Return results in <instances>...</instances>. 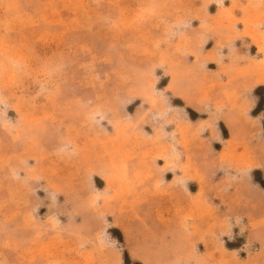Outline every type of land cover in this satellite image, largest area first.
<instances>
[{"label": "rangeland", "instance_id": "1", "mask_svg": "<svg viewBox=\"0 0 264 264\" xmlns=\"http://www.w3.org/2000/svg\"><path fill=\"white\" fill-rule=\"evenodd\" d=\"M0 264H264V0H0Z\"/></svg>", "mask_w": 264, "mask_h": 264}]
</instances>
